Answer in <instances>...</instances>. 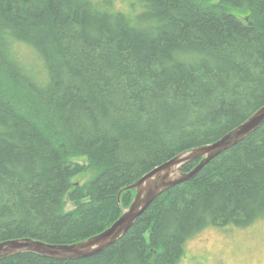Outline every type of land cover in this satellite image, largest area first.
Returning a JSON list of instances; mask_svg holds the SVG:
<instances>
[{"label": "trees", "instance_id": "obj_1", "mask_svg": "<svg viewBox=\"0 0 264 264\" xmlns=\"http://www.w3.org/2000/svg\"><path fill=\"white\" fill-rule=\"evenodd\" d=\"M134 2L0 0V242L104 231L132 202L126 187L264 105V0ZM26 45L39 62L24 59ZM92 168V180L73 182ZM263 217L264 124L100 253L23 252L0 264H180L205 228Z\"/></svg>", "mask_w": 264, "mask_h": 264}, {"label": "water", "instance_id": "obj_2", "mask_svg": "<svg viewBox=\"0 0 264 264\" xmlns=\"http://www.w3.org/2000/svg\"><path fill=\"white\" fill-rule=\"evenodd\" d=\"M264 124V105L248 119L215 142L182 152L158 165L125 189L134 190L135 196L120 217L104 231L85 240L70 244H54L33 238H19L0 242V260L10 255L33 252L52 259H79L93 256L117 242L135 224L138 218L163 192L196 176L211 160L242 142ZM200 160L188 172L187 163ZM118 199L121 201V194Z\"/></svg>", "mask_w": 264, "mask_h": 264}, {"label": "rangeland", "instance_id": "obj_3", "mask_svg": "<svg viewBox=\"0 0 264 264\" xmlns=\"http://www.w3.org/2000/svg\"><path fill=\"white\" fill-rule=\"evenodd\" d=\"M113 5L121 10L136 7L134 0H113ZM21 53L26 61L39 62L37 53L29 46H24ZM75 160L88 163L85 157ZM97 173V169H89L75 177L73 182L83 184ZM74 208V203L66 202V211ZM180 264H264V217L247 226L231 224L205 228L188 239Z\"/></svg>", "mask_w": 264, "mask_h": 264}]
</instances>
